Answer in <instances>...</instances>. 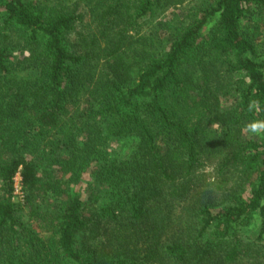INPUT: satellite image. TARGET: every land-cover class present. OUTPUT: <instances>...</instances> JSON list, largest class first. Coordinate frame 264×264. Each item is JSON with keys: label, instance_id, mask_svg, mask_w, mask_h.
I'll return each instance as SVG.
<instances>
[{"label": "trees", "instance_id": "1", "mask_svg": "<svg viewBox=\"0 0 264 264\" xmlns=\"http://www.w3.org/2000/svg\"><path fill=\"white\" fill-rule=\"evenodd\" d=\"M0 264H264V0H0Z\"/></svg>", "mask_w": 264, "mask_h": 264}, {"label": "built area", "instance_id": "2", "mask_svg": "<svg viewBox=\"0 0 264 264\" xmlns=\"http://www.w3.org/2000/svg\"><path fill=\"white\" fill-rule=\"evenodd\" d=\"M22 169L20 168L19 171L16 173L14 180H13V202L17 204H24L25 203V192L23 189V178H22Z\"/></svg>", "mask_w": 264, "mask_h": 264}, {"label": "rangeland", "instance_id": "3", "mask_svg": "<svg viewBox=\"0 0 264 264\" xmlns=\"http://www.w3.org/2000/svg\"><path fill=\"white\" fill-rule=\"evenodd\" d=\"M112 148H115V149H121V148H120V145H114V146H112Z\"/></svg>", "mask_w": 264, "mask_h": 264}]
</instances>
